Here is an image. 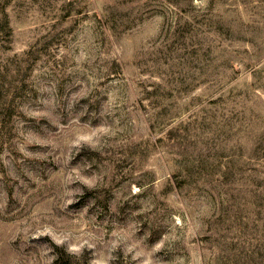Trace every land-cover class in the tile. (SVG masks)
I'll use <instances>...</instances> for the list:
<instances>
[{
  "label": "rangeland",
  "instance_id": "rangeland-1",
  "mask_svg": "<svg viewBox=\"0 0 264 264\" xmlns=\"http://www.w3.org/2000/svg\"><path fill=\"white\" fill-rule=\"evenodd\" d=\"M0 11V264H264V0Z\"/></svg>",
  "mask_w": 264,
  "mask_h": 264
},
{
  "label": "trees",
  "instance_id": "trees-1",
  "mask_svg": "<svg viewBox=\"0 0 264 264\" xmlns=\"http://www.w3.org/2000/svg\"><path fill=\"white\" fill-rule=\"evenodd\" d=\"M0 24H3L6 28H8L7 16L5 15V13H2L1 11H0ZM1 110L2 109H0V115H1ZM0 121L2 120L0 119ZM66 262H69V261L67 260Z\"/></svg>",
  "mask_w": 264,
  "mask_h": 264
}]
</instances>
